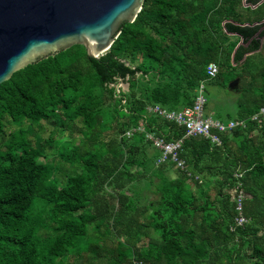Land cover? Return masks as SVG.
I'll use <instances>...</instances> for the list:
<instances>
[{
  "label": "trees",
  "instance_id": "obj_1",
  "mask_svg": "<svg viewBox=\"0 0 264 264\" xmlns=\"http://www.w3.org/2000/svg\"><path fill=\"white\" fill-rule=\"evenodd\" d=\"M119 29L98 58L72 45L0 84V264H264V116L250 119L264 106V0H143ZM230 77L240 80L234 106L212 113L245 126L218 145L185 138L174 176L171 163L156 165L146 132L185 129L148 107L178 111L202 81L206 96ZM45 120L64 139L63 178L40 161L60 143L39 136ZM141 123L145 132L125 135Z\"/></svg>",
  "mask_w": 264,
  "mask_h": 264
},
{
  "label": "water",
  "instance_id": "obj_2",
  "mask_svg": "<svg viewBox=\"0 0 264 264\" xmlns=\"http://www.w3.org/2000/svg\"><path fill=\"white\" fill-rule=\"evenodd\" d=\"M143 0H0V84L15 71L72 45L98 58L132 22ZM239 77L227 90L239 92Z\"/></svg>",
  "mask_w": 264,
  "mask_h": 264
},
{
  "label": "built area",
  "instance_id": "obj_3",
  "mask_svg": "<svg viewBox=\"0 0 264 264\" xmlns=\"http://www.w3.org/2000/svg\"><path fill=\"white\" fill-rule=\"evenodd\" d=\"M217 71V65L213 62L209 63L206 69L207 78L214 77ZM205 104L206 96L204 93V82L202 81L197 89L194 102L191 106L184 107L178 111L166 110L158 105L148 107V111L156 113L160 117L169 121H173L177 125L183 126L185 129L181 137L172 139H166L164 136L146 132V137L151 142L152 147L159 152L155 161L156 165L161 163H171L175 168L185 171V161L180 156V151L185 138H208L212 144L218 145L220 144L219 133L228 132L236 126H245L246 119L223 122L206 114L204 112ZM261 116H264V106H262L257 113L252 115L250 119L259 121ZM133 130L145 132V127L143 123H141L136 128L126 131L125 135H132ZM187 175L190 176L191 173L188 171ZM235 176L239 177V174L235 173ZM194 177L198 178L197 176ZM231 190L235 196V210L237 212L233 218V227H240L247 222V218L242 214V199L244 197V192L239 185H236ZM133 264H142V262L134 261Z\"/></svg>",
  "mask_w": 264,
  "mask_h": 264
},
{
  "label": "rangeland",
  "instance_id": "obj_4",
  "mask_svg": "<svg viewBox=\"0 0 264 264\" xmlns=\"http://www.w3.org/2000/svg\"><path fill=\"white\" fill-rule=\"evenodd\" d=\"M234 39H235V37L231 36V40H234ZM261 56H264V50H262ZM259 58H260L259 54H256L255 60L258 61ZM230 81H231V77L228 79L224 78V82L226 83V86ZM117 86L121 87L122 89L125 90L127 88V83L120 81L117 84ZM236 94L239 95L238 93H236ZM237 95H235V93L233 94V92L228 91L226 87L225 88H219L215 85L207 86L206 87V97H207L208 103H207L206 107L204 108V112L206 114L213 116L212 110H214L215 107L222 110V111L232 109L234 104H229L228 101H231V102L234 101V99ZM43 126H44V130H41L39 132V136L41 138H48L49 136H51L53 139L57 138L60 143H59V145H55V147H53V148H49L48 146L45 145V153L47 154V157L41 158L40 161L52 162V163H55L57 166H60V168H58V170L56 172V175L60 178H63L64 176H63V170H62L61 166H65L66 163L61 158L60 152H61V149L63 148L61 141L64 139H63V137H58V135L54 133L55 125L51 124L50 121H47V120L43 121ZM15 128L16 127L14 125L7 124L6 132L9 133V131H12ZM74 135H75V138L80 137L76 131H74ZM26 137L30 140L31 145L34 146V136L29 134V133H26ZM58 147H60V150H58L59 149ZM172 166H173V168H172L173 171L171 170L172 171L171 175L174 176V174L177 172V170H174V169H177V168H175L173 164H172ZM143 182L144 181H141L139 183L140 184L139 186H141ZM231 193H232V191H231Z\"/></svg>",
  "mask_w": 264,
  "mask_h": 264
},
{
  "label": "crops",
  "instance_id": "obj_5",
  "mask_svg": "<svg viewBox=\"0 0 264 264\" xmlns=\"http://www.w3.org/2000/svg\"><path fill=\"white\" fill-rule=\"evenodd\" d=\"M254 7V6H253ZM229 91V90H228ZM231 92V91H230ZM234 94V93H233ZM236 94V93H235ZM153 148V147H152ZM141 181H144V179H141ZM147 193H148V191H147ZM149 194V193H148Z\"/></svg>",
  "mask_w": 264,
  "mask_h": 264
}]
</instances>
